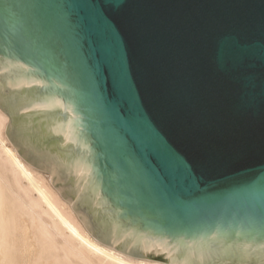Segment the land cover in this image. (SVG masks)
Wrapping results in <instances>:
<instances>
[{
  "label": "water",
  "instance_id": "95a60500",
  "mask_svg": "<svg viewBox=\"0 0 264 264\" xmlns=\"http://www.w3.org/2000/svg\"><path fill=\"white\" fill-rule=\"evenodd\" d=\"M0 109L99 242L264 264V0H0Z\"/></svg>",
  "mask_w": 264,
  "mask_h": 264
},
{
  "label": "bare ground",
  "instance_id": "6f19581e",
  "mask_svg": "<svg viewBox=\"0 0 264 264\" xmlns=\"http://www.w3.org/2000/svg\"><path fill=\"white\" fill-rule=\"evenodd\" d=\"M0 109V264H165L140 259L99 242L7 136Z\"/></svg>",
  "mask_w": 264,
  "mask_h": 264
},
{
  "label": "snow or ice",
  "instance_id": "6c2138e0",
  "mask_svg": "<svg viewBox=\"0 0 264 264\" xmlns=\"http://www.w3.org/2000/svg\"><path fill=\"white\" fill-rule=\"evenodd\" d=\"M129 138L136 143L140 155L148 161L152 171L159 176L161 170L166 167V161L160 154L153 135L149 132H140L135 127L128 125L123 130L121 140L127 143Z\"/></svg>",
  "mask_w": 264,
  "mask_h": 264
},
{
  "label": "rangeland",
  "instance_id": "374dc122",
  "mask_svg": "<svg viewBox=\"0 0 264 264\" xmlns=\"http://www.w3.org/2000/svg\"><path fill=\"white\" fill-rule=\"evenodd\" d=\"M35 168V167H34ZM35 169H37V168H35ZM39 172H41L42 174H45V176L46 177H48V174L46 173V172H43V171H41V170H39V169H37ZM56 189V188H55Z\"/></svg>",
  "mask_w": 264,
  "mask_h": 264
}]
</instances>
